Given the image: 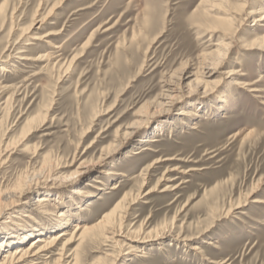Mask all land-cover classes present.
I'll return each instance as SVG.
<instances>
[{
    "label": "rangeland",
    "instance_id": "obj_1",
    "mask_svg": "<svg viewBox=\"0 0 264 264\" xmlns=\"http://www.w3.org/2000/svg\"><path fill=\"white\" fill-rule=\"evenodd\" d=\"M262 15L264 0H0V198L22 193L0 239L30 228L36 196L93 226L145 180L78 264H264V50L248 48L264 47Z\"/></svg>",
    "mask_w": 264,
    "mask_h": 264
},
{
    "label": "bare ground",
    "instance_id": "obj_2",
    "mask_svg": "<svg viewBox=\"0 0 264 264\" xmlns=\"http://www.w3.org/2000/svg\"><path fill=\"white\" fill-rule=\"evenodd\" d=\"M245 5H246V3H245ZM253 14H261V13L257 12V13H253ZM235 20H236L235 15L234 16L228 15L227 20L224 22L229 25V24L233 23ZM256 21L258 23L264 22V15H262ZM258 43H255L253 45L251 44L252 46L248 47V48H250L249 50H255V49L264 50V47ZM28 45H30V44L27 43V46ZM226 46H228V45L226 44ZM11 48H12V46H11ZM12 53L13 52H10L6 58H11V59L15 58L12 56ZM206 72H207L206 75L211 73L208 71H206ZM203 74H205V73H203ZM192 76L193 75H190V77H192ZM190 77H187V79ZM201 78H203V77L201 76ZM193 82L196 83L197 86L199 83H200V85H202V82H203V84H205V86L207 85V82L200 80L198 77H196L193 80ZM233 86L235 87L236 90L237 89L245 90V89L250 88L251 93H258L259 92V90L256 87H254V84L241 82L239 80H235L233 83ZM167 91L169 92V90H167ZM251 97L256 98L255 95H251ZM165 98H167V97H165ZM181 114L182 113H180V115ZM186 116H189V118H190L193 116H198V114H197V111L193 109L192 111L189 112V115H186ZM222 118H227V117L225 116ZM195 126H197L196 123H194V126H190L189 128L191 130H196ZM130 135H131V133L129 134V136ZM159 135H161V134H159ZM158 138L159 137H153V138L148 139V140L144 139V140H142V142H148L150 144L151 143H159V142H161V140H159ZM92 148H93V146H89L87 149L90 150ZM117 148L118 147L113 148L111 150H106V153H105L103 158L98 157L99 158L98 159L99 165H103L104 163H106L109 160V158L112 157L113 153H115L117 151ZM148 152H152V148L149 145H143V146H140L136 150H131L126 155V158H132V157L134 158L136 156H140V155H142L144 153H148ZM160 162H161L160 160L153 161L145 169L147 171L148 170L153 171L155 169V166L157 164H159ZM109 175H112V174L108 173L107 170H102V172H101L102 177H109ZM144 181L145 180H143L140 183V185L138 187V191L136 192V194H133L130 192H125L119 199L117 198V200L115 201V204L113 203L114 205H112L113 207L111 208V210L108 213L104 214V216L102 217V221L94 224L93 226L92 225L88 226L83 222H78V223L71 222L72 219L75 218L74 217V213H75L74 210L75 209H73L71 212L59 211L55 215H53V213L50 212L51 210H49V208L51 209V207H52L55 209L56 205L54 203H56V202L51 204L49 194L46 193L45 195L36 196V198L33 200V202L28 203L29 205L27 204V206H26V207H28L27 209L29 211V214L24 215V217L27 218V220L30 222V224L26 223L25 221L21 222V225L22 224H24V225L28 224V226L30 228L15 229L14 231L7 233L3 238L0 239V251L5 250V249L8 250V251L4 252L2 255H0V264H49L51 262H52L51 264H78L79 251L81 249L92 246L94 243L98 242L100 239H104L105 241L107 240L105 235L100 232V228L103 226L102 223H104L106 228H111V226H114L116 224H121L122 223L121 220H123L125 217H127L128 210L132 206L135 205V202H137L136 200H137L138 196L140 197L142 195L141 192H143V188L146 185V183ZM92 182L93 183H91V181H87L85 183V186L92 187V188H98L99 185L100 186L104 185L103 178H95L94 180L92 179ZM119 183H121V181ZM121 187H122L121 185H113V187L110 188V190L113 191L111 193V197L117 196L118 193L121 191ZM153 189L148 190L144 195L145 196L149 195L151 192H153ZM165 190H167V189H165ZM154 191H156V190L154 189ZM162 192H165V191H162ZM74 194L82 196V194H85V191L77 189ZM20 195H22L21 192L10 193V194H7L6 196L4 195L2 198H0V202H1L0 207H2V209H3L5 207L6 208L9 207L10 205L11 206L15 205L16 202L19 201L18 198ZM14 199H16V200H14ZM97 199L103 200V198L101 196H97ZM46 204L49 205L48 209H47V207H45ZM83 210H85V209H83ZM87 210L88 209H86V211ZM36 217H37V219H36ZM69 223H72L73 228L71 230L67 229V227L69 226ZM116 226H118L120 229L121 225H116ZM58 229H62V230H60L56 233H51V232H55ZM111 230H113V229H111ZM162 232H164V231H162ZM136 233H138V232H135V234ZM35 234H38V235L35 236L32 240H30L29 243L27 244V246L23 247L22 246L23 242L27 238H30V237L34 236ZM147 234H145V235H147ZM152 235H153V233H152ZM117 236H119V234ZM131 236H133V235H131ZM163 236H165L164 233H162V234L159 233L156 237H155V235H154V237L153 236L151 237L150 234L147 235L146 237L145 236H143V237H144V239L146 238L148 240H151V239L155 240L158 237H163ZM134 238L135 237H133L132 240ZM141 239H142V237H141ZM207 244H210V242ZM191 250L195 251V250H198V248H197V246H192ZM131 252L141 253V251H131ZM133 256H135V255H133ZM142 258H145V257H142ZM66 260H68V261L70 260L69 263ZM123 264H127V263H123Z\"/></svg>",
    "mask_w": 264,
    "mask_h": 264
}]
</instances>
